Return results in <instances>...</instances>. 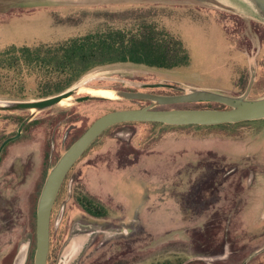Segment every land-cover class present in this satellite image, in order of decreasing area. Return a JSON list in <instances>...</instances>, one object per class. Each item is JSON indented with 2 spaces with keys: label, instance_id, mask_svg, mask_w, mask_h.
<instances>
[{
  "label": "rangeland",
  "instance_id": "obj_1",
  "mask_svg": "<svg viewBox=\"0 0 264 264\" xmlns=\"http://www.w3.org/2000/svg\"><path fill=\"white\" fill-rule=\"evenodd\" d=\"M136 15L183 41L190 63L175 69L109 64L93 69L72 87L106 89L115 95L180 94L168 87L142 88L167 83L238 96L253 75L249 99L264 97V22L241 0H0V50L59 42L107 22L125 25ZM2 90L7 91L4 86ZM37 99L32 81L25 97L0 93V102ZM150 104L115 96L38 112L0 110V144L30 118L7 146V164L13 166L7 234L11 244H19L27 230L21 243L30 264L36 249L37 203L50 169L98 117ZM157 108L225 106L205 102ZM80 193L101 201L108 215L96 218L84 212L76 201ZM178 260L264 264V119L215 126L115 125L68 173L53 207L48 264Z\"/></svg>",
  "mask_w": 264,
  "mask_h": 264
},
{
  "label": "trees",
  "instance_id": "obj_2",
  "mask_svg": "<svg viewBox=\"0 0 264 264\" xmlns=\"http://www.w3.org/2000/svg\"><path fill=\"white\" fill-rule=\"evenodd\" d=\"M126 23L114 26L107 22L59 42L11 45L0 50V87L7 89L0 93L11 98L25 97L32 81L37 97L46 98L69 89L93 69L109 64L175 69L190 63L184 42L158 28L156 22L136 15ZM76 201L84 212L94 217L108 215L107 207L88 193L78 194ZM164 264H181V261Z\"/></svg>",
  "mask_w": 264,
  "mask_h": 264
},
{
  "label": "water",
  "instance_id": "obj_3",
  "mask_svg": "<svg viewBox=\"0 0 264 264\" xmlns=\"http://www.w3.org/2000/svg\"><path fill=\"white\" fill-rule=\"evenodd\" d=\"M248 5L253 13L264 22V0H241ZM254 83L252 75L245 92L232 96L221 92L190 88L185 86L156 83L142 84V88L168 87L180 91L175 95H157L141 91H120L116 96L125 99L149 100L151 104L141 108L115 110L98 117L76 139L50 169L44 182L36 210V249L34 264H48L50 249V225L54 204L60 189L72 167L80 160L94 141L109 128L131 122L162 123L170 126L199 125L215 126L227 123L264 119V97L249 99ZM81 85L69 88L61 93L31 101L0 102L2 111H42L71 99L69 104H78L104 97L90 94L78 95ZM218 103L225 105V109H159V106L179 103ZM30 118L19 127L15 136L8 138L2 145L17 139ZM1 147V148H2Z\"/></svg>",
  "mask_w": 264,
  "mask_h": 264
},
{
  "label": "flooded vegetation",
  "instance_id": "obj_4",
  "mask_svg": "<svg viewBox=\"0 0 264 264\" xmlns=\"http://www.w3.org/2000/svg\"><path fill=\"white\" fill-rule=\"evenodd\" d=\"M97 90H106V89H97ZM80 94H88V93L84 91L81 92ZM7 139L3 140L0 144V254L6 253L0 258V264H30L28 252L25 251V246H24L25 244L21 243L22 238L23 237L26 238L27 236L26 234L27 230L25 229L24 234L20 237L19 244L17 243L11 244V239L8 238V234H7L10 231L11 229L10 226L12 224V214L10 212L11 200H7V192L11 190V181L13 178V166L12 164H7V158L9 155V150L7 149V146L12 141L8 142L6 145L2 147L3 143ZM31 215L32 217L34 216V211L32 212ZM50 233H51V225H50ZM4 239L6 240L5 244H4ZM75 248H73L71 256L76 252Z\"/></svg>",
  "mask_w": 264,
  "mask_h": 264
},
{
  "label": "bare ground",
  "instance_id": "obj_5",
  "mask_svg": "<svg viewBox=\"0 0 264 264\" xmlns=\"http://www.w3.org/2000/svg\"><path fill=\"white\" fill-rule=\"evenodd\" d=\"M82 89L80 90L81 92H87L90 95L93 96H100V97H104V98H113L115 97V93L113 91L110 90H97V89H88L86 87H84V85H81ZM71 99H68L67 101H63L61 103V105H68Z\"/></svg>",
  "mask_w": 264,
  "mask_h": 264
},
{
  "label": "crops",
  "instance_id": "obj_6",
  "mask_svg": "<svg viewBox=\"0 0 264 264\" xmlns=\"http://www.w3.org/2000/svg\"><path fill=\"white\" fill-rule=\"evenodd\" d=\"M184 214V213H183Z\"/></svg>",
  "mask_w": 264,
  "mask_h": 264
}]
</instances>
